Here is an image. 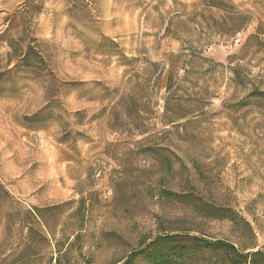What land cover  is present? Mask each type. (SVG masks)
<instances>
[{"label": "rangeland", "instance_id": "374dc122", "mask_svg": "<svg viewBox=\"0 0 264 264\" xmlns=\"http://www.w3.org/2000/svg\"><path fill=\"white\" fill-rule=\"evenodd\" d=\"M220 1L0 0V260L34 207V264L77 232L75 264L179 229L264 249V100L237 104L264 91V0Z\"/></svg>", "mask_w": 264, "mask_h": 264}, {"label": "trees", "instance_id": "16d2710c", "mask_svg": "<svg viewBox=\"0 0 264 264\" xmlns=\"http://www.w3.org/2000/svg\"><path fill=\"white\" fill-rule=\"evenodd\" d=\"M205 3L212 7H225L224 2L220 0H205ZM29 60L30 53L27 48L21 57V61L25 62L22 66L23 72L25 70L26 74L27 72H34ZM18 67L19 65L17 64L15 69ZM6 72L11 73L12 70L8 69ZM3 78V74H0L1 82L4 81ZM235 79L240 80L237 73H235ZM252 99L264 100V91L253 87L246 97L237 104L246 106L249 100ZM47 110L48 108H45L39 113H44ZM166 192L168 193V191ZM42 211L43 209L34 207L31 211L23 214V219L20 223L24 225L26 232L22 234L15 248L8 255H3L0 264H34V259L39 255L33 253L30 249H32L36 240L43 239L50 242V239L54 236L49 230L36 229L35 223H32V219L37 218L39 220L37 223H41L47 229V224L43 221ZM203 212L211 214L213 217L234 222L242 220L249 229L251 226L249 222L231 208H206L203 209ZM6 217L9 219L11 214L6 215ZM79 238L80 233L77 232L72 241H70V236L60 240L54 239V245L57 249L55 264H75L69 257V253L71 247L79 241ZM244 247H238L235 243L225 239L209 238L202 234L179 229L159 233L152 238L141 241L139 247L130 251L115 264H137V260L140 258L147 261L148 264H264V249H246ZM48 264H52V259H49Z\"/></svg>", "mask_w": 264, "mask_h": 264}]
</instances>
